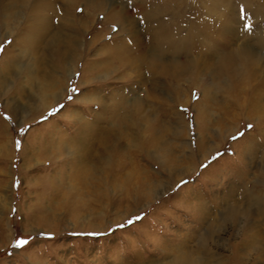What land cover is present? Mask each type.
Wrapping results in <instances>:
<instances>
[{"label": "rangeland", "instance_id": "rangeland-1", "mask_svg": "<svg viewBox=\"0 0 264 264\" xmlns=\"http://www.w3.org/2000/svg\"><path fill=\"white\" fill-rule=\"evenodd\" d=\"M105 1L103 10L77 2L71 13L64 9L66 0L54 1L58 13L49 12L53 24L40 45L31 12L36 0L11 19L0 0V80L7 81L0 87V264H161L172 259L171 248L181 242L201 247L207 235L211 256L200 254L205 264H264L254 262L256 252L247 254L242 234L263 225L264 217L254 209L249 217L223 219L235 202L249 208L250 193L264 197V72L216 90L213 101L203 97L214 82L205 72L220 64V50L247 39L254 45L244 37L245 25H262L264 19L253 21L242 6L236 25L233 16L226 22L206 13L203 2L210 0L174 1L176 9L164 19L180 21L175 40L196 37L178 63L189 57L199 64L198 76L194 71L179 79L152 71L145 58L151 40L139 4L151 10L169 0ZM110 12L126 16L125 23L107 20ZM233 21L240 33L224 36L223 22ZM205 27L203 38L199 30ZM55 34L73 39L75 65L64 95L44 108L30 100L34 77L48 80L65 72L52 47ZM259 52L264 59V49ZM108 62L112 72L106 75L101 68ZM235 85L245 89L234 92ZM120 96L129 105L112 120L110 104ZM136 97L144 104L140 115L130 105ZM77 144L90 148L93 157L83 153L81 162L71 154ZM161 150L164 156L155 157ZM19 239L30 243L13 248ZM236 247L243 252L234 255Z\"/></svg>", "mask_w": 264, "mask_h": 264}, {"label": "bare ground", "instance_id": "bare-ground-1", "mask_svg": "<svg viewBox=\"0 0 264 264\" xmlns=\"http://www.w3.org/2000/svg\"><path fill=\"white\" fill-rule=\"evenodd\" d=\"M2 1L3 2L5 1V3H3V12L5 13L4 15L6 18L11 19V18L20 16L22 14V8L24 9V8L28 7V3L30 0H2ZM54 1H57V0H36V2H32L34 4L32 6L31 12L36 18L34 21L36 29L34 28L35 31L33 33L38 35L37 42L38 43L40 42V45H43V42H45V40H43V39L46 35V30L49 27H51V25L53 24L52 17L49 16V14H50L49 12L54 10L53 14L57 15V13H58V11L56 12L55 8L53 7ZM80 1H82L88 7H92L94 10H103L105 8V5H106L105 0H66L67 4L64 7L66 13H71L75 4L77 2H80ZM172 1L173 2H171L169 0L160 6H158L159 4L153 5L151 10L146 6L139 4V8L141 9L140 11H142L143 15L146 17L147 25L149 26V30H148L149 38L151 40V44H150L151 49L149 48V51L147 52L148 55H145L146 61H147V63L150 64V66L152 65L151 66L152 71L154 68L156 72L158 71L161 73H165L167 75L172 74L176 78H179V77L182 78V77H185L186 75H192V74H194L193 73L194 71H197L196 73L198 76L199 64H194L193 62L190 63L189 57H188L187 61H185L183 63H178V61H179L178 56L180 54L186 55V53H188L190 51V49H189L190 45L194 46V44H196L195 43L196 37L194 38V36H193V37H188L185 39L180 38V40L177 38L178 40L177 39L175 40V35L180 31L179 29H181V27H182L180 21H177L178 20V18H177V20L172 21L173 22L172 23L169 21L167 22L166 19H164L167 12L173 13V11L176 9V6L174 5V1H176V0H172ZM180 3H182V2H180ZM154 4H155V2H154ZM203 4H204L205 9L207 10L206 13H208V14L211 13V14H216V15L220 14V17H222L221 19H224L223 21L226 20V22L228 20L229 21L234 20L235 18L237 20L240 17L239 16L237 18V16L239 15V13L237 11H240V8L242 6H243L242 9L243 8L245 9L244 11H245V14L247 15V17L253 19V21L256 22L260 18H262V20L264 19V0H239L238 2H235V0H210L208 2H203ZM177 5H178V3H177ZM182 6H183V4H182ZM212 7L216 8L217 11H220L219 9H221V10H223L222 12H226V13L214 12L213 10H211ZM237 7L239 8V10H237ZM159 14H161L160 17H159ZM108 15L109 16H107L108 17L107 20H112V21L118 20V22L120 21L123 24L125 23L124 21L126 20L125 19L126 16H124V15L121 16L120 13L110 12ZM230 16H233L234 19L230 18ZM173 18L176 19V17H173ZM32 20H34V18ZM181 20H182V18H181ZM128 21L131 22L132 20H128ZM240 22L241 21L238 19V22L236 25H238V23H240ZM131 23H134V22H131ZM233 23H234V21L229 22V23L223 22L221 29L223 28V35L224 36L234 37V35H236L237 33L238 34L240 33L239 26H235V24L233 25ZM198 26L199 25H197V27ZM191 27H193V26H191ZM208 27H210V26H208ZM208 27H205L206 29H204V30H199V34H200L199 36H203V38L206 37V35H208V33H209ZM129 29L131 30L132 28H129ZM185 29H187V28H185ZM56 34L54 35V37L51 41L53 43L52 47L54 49L58 48V50L56 52L58 53L59 61H61V63H64L63 67H64L65 72H64V74H61L59 76H54V75H52L51 77L49 76L48 80L44 79L43 74L40 75V79L36 75L34 77L35 81L33 84L34 85V88H33L34 93L30 97L31 98L30 100L32 101V103L34 102L36 104L39 102V104L41 105L40 107H44V108H50L64 95V93H65L64 92V90H65V88H64L65 84L64 83L66 82V84H67L68 80L72 77L73 71H74L73 68L75 65V59H74L75 56L73 55L72 48H71V44H72L71 42L73 41V39L71 37H66V36L62 37V36L56 35ZM187 36H189V35H187ZM244 37L245 38L251 37V40H253L254 45L251 43V41L249 39H247V40H245V42L243 44H240L238 47H236L235 49H233L231 51L223 52V51H225L224 49H222L223 51L220 50V52H219L220 54L218 53L220 55L219 59H221V60H219L220 64L216 65L215 67L209 66L207 70L210 72H205V73H210V75L212 76L211 80L214 81V82L210 83V85H209V88H208L209 92H206L205 90H203V97H205V99L207 101L215 100L216 97H213V94L216 93V90H219L222 87L224 89H232L231 84L234 85L233 84L234 80L237 81V79L239 77L250 78L251 76H254L255 74L257 76H259V73L264 72V63H263L264 59H263V56L261 55V53L259 52L260 49H264V24L258 25L255 23L254 27H252V28L250 27L249 29H247L245 31ZM150 40H149V42H150ZM121 42H122V40H121ZM113 44H114V42H113ZM132 44H133V42H132ZM148 45H149V43H148ZM55 46H57V47L55 48ZM112 47H110V48H112ZM119 48H120V46H119ZM216 48L218 49L217 46L215 47V49ZM136 49H138V47H136ZM108 50H110V49H108ZM108 50H107V52H108ZM113 50H114V48H113ZM110 52H112V51H110ZM131 54H133V53H131ZM134 56H136V54ZM110 57H112V56H110ZM120 58H119V60H120ZM122 59L120 61H122ZM206 60H207L206 63H209V61H210V63H212V61L208 60L207 57H205V61ZM129 61H130V59H129ZM128 62H126V63H128ZM40 63H41V59H40ZM216 63H217V61H216ZM111 64L112 63H109V62L105 63V64L103 63V67L102 68L100 67L101 69H103L102 71L104 74L107 75L110 72H112ZM142 65H144V64H142ZM95 66H98V65H95ZM140 68H141V66H140ZM246 71H247V73H246ZM57 77H59V78H57ZM193 77L191 76V78H193ZM228 77L231 80H233V82L229 83L227 81ZM219 79L221 80V82L219 84L220 88L217 87V85L219 83L218 82ZM261 80H262V86L264 87V78L262 77ZM247 81H245V82L247 83ZM4 84L6 87L7 81H6V79L2 78L0 80V87H2ZM245 85L247 86V84H245ZM262 86L260 84V87H262ZM210 87H212V88H210ZM212 89H213V92L210 91ZM244 89H245V87L241 88L239 91V87L237 85L233 86L234 92H238V91L242 92V90H244ZM250 97L248 96L245 98L246 102L249 100ZM97 98H99V96ZM236 98H238V97H236ZM82 100H88V101L92 100L94 102L96 101V100H93V98H89V97H85V98L82 97ZM261 100H263V98H261ZM110 105H109L110 107H113L112 109L109 110L110 114H111L110 118L113 120L120 115L121 110H123L127 105H129V100L125 97L120 96V98H118L117 101H113L112 104H110ZM130 105H132V107H133L132 111L134 113L139 114V115L141 114V112L144 113L143 112L144 111L143 101L141 99H139L138 97L133 98V102ZM209 105H205L204 107H202L203 113H206V114L208 113V110H209L208 106ZM102 106L104 108V107H106V104H103ZM34 110H36V109H34ZM77 113L78 112H75V114H77ZM136 116H138V115H136ZM141 118H143L145 120V117H141ZM88 133H90V131H88ZM230 134H232V131L230 132ZM210 148H211L210 151L216 149V147H210ZM165 150L166 149L164 148V152H165ZM70 153H71V151H70ZM83 153H84V155H86L88 157H93L92 156L93 155L92 150L90 151V148L86 149L85 145L82 146L80 144L75 145L74 150L71 154L78 156V158H80V161H81L83 159ZM104 153H105V151L103 150L102 154L104 155ZM163 156H164L163 151L158 152L155 155V157H158V158L163 157ZM249 199H250V202H249L250 207L249 208H241L239 205H236L237 202H235L234 204H232L228 208V210H227L228 213H225L223 219L225 221L227 219L229 221L230 220L235 221L236 219L239 218L238 217L239 215H245L246 217H249V215H251L250 214L251 211H254V209L259 215H261V217L262 216L264 217V197L263 196L260 197V195H258V194L250 193L248 200ZM242 234H243V243L246 245V247H247L246 249L248 250V252L250 250H251L250 251L251 253L256 252L257 256H255L253 258L254 262H257L258 260L264 261V224L263 225L260 224V226L255 225V227L252 230H250V232H248V233L244 232ZM210 237H211V235H207L206 237H204V239H202L199 242L201 247H199V245L197 247H194V246L190 245L189 242H183V243L181 242L178 246H175V247L170 249L172 251V253L170 254V256H172V259H168L166 262L161 263V264H205L204 259L200 254L202 252H205V254H207L208 256H211L210 249L208 247H206V243H209V240L211 239ZM250 244H253L254 246L250 247ZM207 248H208V250H207ZM241 251L243 252V249L236 247L234 249V255L240 253ZM250 252L247 254L250 255ZM237 258H238V255H237Z\"/></svg>", "mask_w": 264, "mask_h": 264}, {"label": "snow or ice", "instance_id": "snow-or-ice-1", "mask_svg": "<svg viewBox=\"0 0 264 264\" xmlns=\"http://www.w3.org/2000/svg\"><path fill=\"white\" fill-rule=\"evenodd\" d=\"M245 28H250V25H245ZM0 51H3V46L2 45H0ZM61 107H63V106H61ZM249 127H251V125H249ZM241 135H243V133H241ZM233 139H236V137H233ZM178 187H179V185H178ZM135 219L139 220L140 217H136ZM128 223L131 224V223H133V221L129 220ZM118 227H123V225H118ZM86 235L99 236V235H102V233H87ZM48 238L51 239L52 237L49 235ZM29 243H30L29 240L19 239V240H16L15 243L12 246L15 249H21V248L25 247L26 245H28Z\"/></svg>", "mask_w": 264, "mask_h": 264}]
</instances>
